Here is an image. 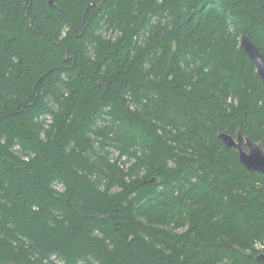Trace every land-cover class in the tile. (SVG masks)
I'll return each mask as SVG.
<instances>
[{"label":"trees","instance_id":"16d2710c","mask_svg":"<svg viewBox=\"0 0 264 264\" xmlns=\"http://www.w3.org/2000/svg\"><path fill=\"white\" fill-rule=\"evenodd\" d=\"M53 3L0 0V264H263L264 0Z\"/></svg>","mask_w":264,"mask_h":264},{"label":"water","instance_id":"95a60500","mask_svg":"<svg viewBox=\"0 0 264 264\" xmlns=\"http://www.w3.org/2000/svg\"><path fill=\"white\" fill-rule=\"evenodd\" d=\"M49 3L51 5L54 4L53 0H49ZM240 46L254 62L256 72L264 83V56L260 49L250 37L244 33L240 36ZM218 137L227 147L234 148L237 151L240 163L247 170L264 173V146L261 141H252L248 136L244 135L240 129L237 130L235 136L220 132ZM255 258L264 264V252H259Z\"/></svg>","mask_w":264,"mask_h":264},{"label":"rangeland","instance_id":"374dc122","mask_svg":"<svg viewBox=\"0 0 264 264\" xmlns=\"http://www.w3.org/2000/svg\"><path fill=\"white\" fill-rule=\"evenodd\" d=\"M256 248L259 249L261 252L264 251V242H257ZM58 263H60V262H58Z\"/></svg>","mask_w":264,"mask_h":264}]
</instances>
